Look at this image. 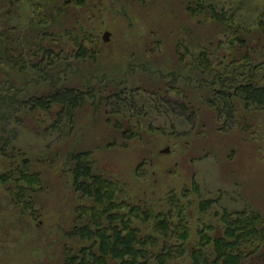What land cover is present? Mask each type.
Masks as SVG:
<instances>
[{"label":"rangeland","instance_id":"1","mask_svg":"<svg viewBox=\"0 0 264 264\" xmlns=\"http://www.w3.org/2000/svg\"><path fill=\"white\" fill-rule=\"evenodd\" d=\"M218 2L234 14L235 24L258 37L264 0ZM42 4L0 0V96L14 98L6 101L10 108L0 106V147L9 140V147L28 159L43 180L29 211L15 205L0 184V264H64L67 248L88 245L70 238L80 198L72 185L71 158L78 153L91 152L97 173L122 181L126 199L156 212L168 206L172 192L197 186L199 193L183 201L194 234L191 248L199 222L215 226L209 234L223 233L216 213L251 207L264 216V111H244L239 104L236 121L225 122L224 116L218 120L206 95L219 72L198 77L192 69L194 55L211 42L215 51L217 42L227 38L225 25L205 16L191 18L186 0ZM39 9L58 35L55 47L61 46L59 64L45 76L34 67L42 55L38 58L30 46L36 33L29 24ZM6 27H17L10 35L24 38V67L23 62L15 66L7 61L1 37ZM106 32L111 33L108 42ZM74 41L90 48L95 58L75 60ZM53 85L97 91L78 111L73 126L59 116V105L29 111V100L50 93ZM126 130L138 135L129 133L132 138L125 139ZM13 156L0 151V175L10 170L11 160L21 162ZM214 199L218 203L203 216L200 201ZM190 254L172 264H191Z\"/></svg>","mask_w":264,"mask_h":264},{"label":"trees","instance_id":"2","mask_svg":"<svg viewBox=\"0 0 264 264\" xmlns=\"http://www.w3.org/2000/svg\"><path fill=\"white\" fill-rule=\"evenodd\" d=\"M29 1L39 8L43 7L42 0ZM186 1L191 18L205 16L226 26L227 38L217 42L216 50L211 51L214 46L211 42L194 55L192 61V69L196 70L198 77L201 74L214 77L215 71L219 72L215 80L208 83L206 95V103L214 109L218 120L224 116L225 122L236 121L239 104L244 111H264V14L257 20L258 37H251L252 32L235 24L234 14H230L218 0ZM74 3L82 5L83 0H74ZM50 23L47 15L39 9L36 19L29 24V31L36 33V41L30 45L32 51L36 50L38 58L42 55L40 63L34 67L44 76L56 69L61 60V50H58L61 46L55 47L54 44L58 35L49 26ZM16 30L17 27H6L1 37L6 46L7 61L15 66L23 62L24 67V38L20 34L10 35ZM75 47L72 54L75 60L95 58L94 52L82 43L76 41ZM177 54L180 62L185 64L184 54L178 49ZM41 63L45 65L41 66ZM53 86L55 88L50 93L29 100V111H49L52 106L59 105V116H64L68 125L73 126L78 111L90 98L96 97L97 91L94 88L84 90ZM11 96H0V106L10 108L6 101H13ZM181 109L184 110V107L181 106ZM192 114L196 116L194 110ZM1 117L0 120H4ZM56 123L60 125V117ZM116 126L122 128L118 124ZM129 133L138 135L126 130L125 139L132 138ZM9 145L10 141L5 140L0 151L6 156L16 155L13 158H21V162L11 160L10 170L0 175V184L7 189L15 205L23 211L33 210L37 194L42 189V177L39 172L33 171L28 159L18 156L16 149ZM71 161L72 185L80 198L70 238L88 245L83 244L75 251L67 248L64 264H172L173 261H182L188 251L191 253V264H264V216L253 208L214 214L221 217L225 226L221 235L209 234L216 231L215 226L199 222L201 226H198L196 245L191 248L194 234L183 201L191 193H199L197 186L193 190L186 188L179 194L172 192L167 200L168 206L156 212L147 205L126 199L125 183L122 181L97 173L91 152L75 154ZM215 203H218L217 199L200 201L202 215L206 216Z\"/></svg>","mask_w":264,"mask_h":264},{"label":"water","instance_id":"3","mask_svg":"<svg viewBox=\"0 0 264 264\" xmlns=\"http://www.w3.org/2000/svg\"><path fill=\"white\" fill-rule=\"evenodd\" d=\"M110 37H111V33L106 32L104 34V41L108 42L110 40ZM163 152L168 153L169 152V149H165V150H163Z\"/></svg>","mask_w":264,"mask_h":264}]
</instances>
